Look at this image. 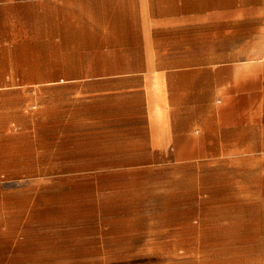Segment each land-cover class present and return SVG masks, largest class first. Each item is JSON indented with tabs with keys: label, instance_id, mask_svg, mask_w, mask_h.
Wrapping results in <instances>:
<instances>
[{
	"label": "crops",
	"instance_id": "0c3cea01",
	"mask_svg": "<svg viewBox=\"0 0 264 264\" xmlns=\"http://www.w3.org/2000/svg\"><path fill=\"white\" fill-rule=\"evenodd\" d=\"M241 1L0 0V93L40 79L43 112L73 111L109 169L255 159L264 6Z\"/></svg>",
	"mask_w": 264,
	"mask_h": 264
},
{
	"label": "rangeland",
	"instance_id": "374dc122",
	"mask_svg": "<svg viewBox=\"0 0 264 264\" xmlns=\"http://www.w3.org/2000/svg\"><path fill=\"white\" fill-rule=\"evenodd\" d=\"M57 108L1 90L0 264H264V152L109 169Z\"/></svg>",
	"mask_w": 264,
	"mask_h": 264
}]
</instances>
